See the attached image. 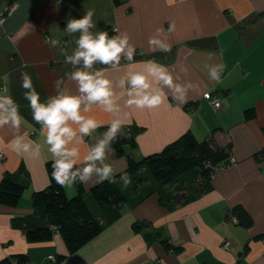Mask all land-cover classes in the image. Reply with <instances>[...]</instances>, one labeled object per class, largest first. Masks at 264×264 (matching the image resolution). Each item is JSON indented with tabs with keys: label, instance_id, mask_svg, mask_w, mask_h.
Returning <instances> with one entry per match:
<instances>
[{
	"label": "crops",
	"instance_id": "crops-1",
	"mask_svg": "<svg viewBox=\"0 0 264 264\" xmlns=\"http://www.w3.org/2000/svg\"><path fill=\"white\" fill-rule=\"evenodd\" d=\"M89 9L94 10L93 31L128 34L137 68L155 59L169 68L175 82L192 85L187 102L168 94L161 106L151 110L126 107L125 90L116 88L122 132L130 125L138 128L135 156L160 150L186 130L198 138L214 131L220 144L231 141L235 162L218 169L210 190L185 204L168 208L156 192L134 206L124 204L118 219L68 253L59 233L47 241L28 242L21 229L11 226L12 217L32 212L30 196L47 185L45 162L51 155L46 146L35 159L12 151V132L2 128L0 177L23 162L30 182L16 206L0 203V259L25 253L24 264H264V159L255 156L264 151V0H0V93L6 88L20 105L21 134L33 142L43 145V137L23 97L21 72L31 75L41 100L54 94L58 78L75 90L67 78L72 66L62 53L71 54L76 37L67 34L65 25ZM170 25L174 30L168 33ZM157 27L167 33L171 52L149 51L148 39ZM50 38L59 41L56 48L45 43ZM24 63L31 67L22 69ZM217 63L226 65L220 82L209 78L205 66ZM95 67L104 68L117 82L132 65L122 59L116 69ZM207 91L220 98L217 110L204 97ZM246 109H253L254 115L245 117ZM86 115L103 125L112 119L95 105ZM99 135L97 129L85 138L81 156ZM108 162L116 172L126 164L112 147ZM94 183L95 178L84 186ZM65 190L68 195L74 192V188ZM234 206L249 215V225L229 218ZM136 220L162 227L180 250L166 251L158 241L147 242L131 228Z\"/></svg>",
	"mask_w": 264,
	"mask_h": 264
},
{
	"label": "clouds",
	"instance_id": "clouds-1",
	"mask_svg": "<svg viewBox=\"0 0 264 264\" xmlns=\"http://www.w3.org/2000/svg\"><path fill=\"white\" fill-rule=\"evenodd\" d=\"M93 16L94 10L89 9L78 18L68 19L65 25L67 34L76 37V47L71 54L62 53L65 63L72 66L67 78L74 82L75 90L67 86L63 78H58L54 81V94L41 100L31 75L27 71L21 72V87L25 90L23 97L28 102L32 120L40 126L43 145L21 134L24 118L20 105L6 88L0 93V129L7 127L11 130V150L35 159L41 155L42 146H46L52 161L51 178L65 189L88 184L94 178L95 183H117V172L108 162L109 149L122 136L124 127L116 88L125 90L126 107L151 110L161 106L168 94L180 103L187 102V93L192 87L191 83L175 82L169 68L155 59H149L142 68H137L133 63L135 47L130 44L128 34L119 32L109 36L106 31H93ZM173 30L174 25H170L167 32ZM45 43L56 48L59 41L50 38ZM148 45L150 52H171L167 33L162 27L155 29L148 39ZM122 59L132 67L117 82L109 78L104 68L95 67L103 65L116 69ZM207 59L210 60L211 56ZM205 66L209 78L220 82L226 65L217 63ZM29 67L31 65L27 63L21 65L22 69ZM94 105L111 114L112 119L108 121L106 130L87 145L81 156L80 146L85 143V138L105 127L97 119L86 115ZM118 175L124 187L132 183L126 168L121 169Z\"/></svg>",
	"mask_w": 264,
	"mask_h": 264
},
{
	"label": "trees",
	"instance_id": "trees-1",
	"mask_svg": "<svg viewBox=\"0 0 264 264\" xmlns=\"http://www.w3.org/2000/svg\"><path fill=\"white\" fill-rule=\"evenodd\" d=\"M216 110V109H214ZM253 109L244 111L245 117H252ZM99 128V134L106 130ZM137 126L130 125L122 136L111 145L117 156H124L125 167L132 183L124 187L107 181L94 183L87 189L84 184L74 186L71 195L51 178V159L45 162L48 175L46 186L31 193L32 212L28 215L12 217L10 224L23 231L28 242L52 239L59 233L71 253L102 231L109 223L121 216L122 206L136 205L147 195L156 192L158 200L168 208L185 204L210 190L211 174L225 167L231 155V141L220 144L212 131L208 137L198 138L186 130L160 150L136 157ZM129 147L130 150H126ZM255 156L264 159V151ZM30 175L23 162L16 170L4 172L0 177V203L16 206L25 188L29 185ZM93 204V206L91 205ZM237 223L249 225L251 218L240 206L231 208ZM131 228L140 232L147 242L158 241L166 251L178 252L179 245L173 244L162 227H153L148 221H134ZM28 261L25 253L8 255L0 259V264H24Z\"/></svg>",
	"mask_w": 264,
	"mask_h": 264
},
{
	"label": "built area",
	"instance_id": "built-area-1",
	"mask_svg": "<svg viewBox=\"0 0 264 264\" xmlns=\"http://www.w3.org/2000/svg\"><path fill=\"white\" fill-rule=\"evenodd\" d=\"M204 97H206V98H208L209 99V102H210V105L212 106V108L213 109H218L219 107H220V98L217 96V95H211V93H209L208 91L207 92H205L204 93ZM235 162V158L233 157V156H230L229 157V160H228V162H227V164H226V166H228V165H230V164H233ZM225 166V167H226ZM220 168H223V167H220ZM220 168H218V169H220ZM218 169H216L215 171H214V173H212L211 174V177L213 178L214 177V175H215V172L218 170ZM224 246H226L225 244H224ZM52 258H53V256H51ZM59 264V263H58Z\"/></svg>",
	"mask_w": 264,
	"mask_h": 264
},
{
	"label": "rangeland",
	"instance_id": "rangeland-1",
	"mask_svg": "<svg viewBox=\"0 0 264 264\" xmlns=\"http://www.w3.org/2000/svg\"><path fill=\"white\" fill-rule=\"evenodd\" d=\"M209 93H211V92H209ZM211 95H212V93H211ZM205 98H206V97H205ZM206 99H207L208 102H209V99H208V98H206ZM209 103H210V102H209ZM230 156H231V155H230ZM73 188H74V187H73ZM228 216H229V218H230L233 222H237V217H236L234 214H231V213H230ZM224 244L227 245L228 242L225 241Z\"/></svg>",
	"mask_w": 264,
	"mask_h": 264
}]
</instances>
